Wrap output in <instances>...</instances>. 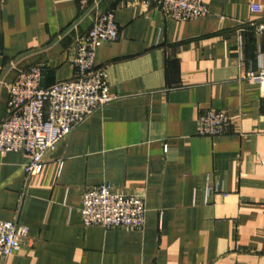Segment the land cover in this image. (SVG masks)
Segmentation results:
<instances>
[{
	"label": "crops",
	"instance_id": "obj_1",
	"mask_svg": "<svg viewBox=\"0 0 264 264\" xmlns=\"http://www.w3.org/2000/svg\"><path fill=\"white\" fill-rule=\"evenodd\" d=\"M187 21L126 0H0V121L19 69L43 66V87L73 76V46L114 12L118 37L96 49L114 98L24 172L0 153V220L28 227L4 264H264V98L246 73L264 62V0H204ZM230 119L197 134L200 114ZM142 194L145 223L84 227L85 188Z\"/></svg>",
	"mask_w": 264,
	"mask_h": 264
},
{
	"label": "built area",
	"instance_id": "obj_2",
	"mask_svg": "<svg viewBox=\"0 0 264 264\" xmlns=\"http://www.w3.org/2000/svg\"><path fill=\"white\" fill-rule=\"evenodd\" d=\"M148 7L153 4L166 16L187 21L204 17L209 8L204 0H126ZM264 38V23L251 24ZM118 25L114 12L98 14L90 28L73 46V76L43 87V66L33 64L19 69L8 84L5 117L0 121V153H23L24 172L38 174L46 154L55 148L72 129L114 98L108 92L105 71L95 66L96 49L114 42ZM249 70L246 78L259 84L264 98V62ZM229 115L210 109L200 114L197 134L220 136L225 132ZM146 204L142 194L115 191L110 183L85 188L79 214L84 227L100 226L127 231L140 230L145 223ZM28 227L15 221L0 220V264L21 250Z\"/></svg>",
	"mask_w": 264,
	"mask_h": 264
}]
</instances>
